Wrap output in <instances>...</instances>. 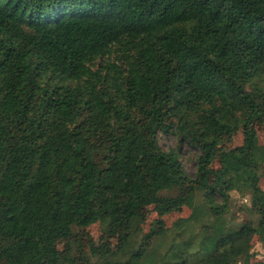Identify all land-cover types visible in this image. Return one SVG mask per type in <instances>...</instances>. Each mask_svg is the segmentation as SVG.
Returning <instances> with one entry per match:
<instances>
[{
	"label": "trees",
	"instance_id": "obj_1",
	"mask_svg": "<svg viewBox=\"0 0 264 264\" xmlns=\"http://www.w3.org/2000/svg\"><path fill=\"white\" fill-rule=\"evenodd\" d=\"M257 119L264 0H0V264H264ZM161 134L199 150L194 177Z\"/></svg>",
	"mask_w": 264,
	"mask_h": 264
},
{
	"label": "rangeland",
	"instance_id": "obj_2",
	"mask_svg": "<svg viewBox=\"0 0 264 264\" xmlns=\"http://www.w3.org/2000/svg\"><path fill=\"white\" fill-rule=\"evenodd\" d=\"M258 133L259 141L261 145H264V126L262 122L257 119L252 122ZM244 142V128L242 127L233 137L231 142L225 143L222 149L225 151H231ZM160 145L165 151H176L180 155V160L182 161L186 172L194 177L197 170V159L200 154L199 150L192 148L188 145L182 138L178 135H160ZM221 168L220 159H217L213 165L209 168L206 175L211 183H213V174L218 172ZM261 187L264 189V165L261 168ZM251 198L249 195H242L240 193L234 192L232 194V214L236 217L238 221H244L249 219V214L245 212L244 206L250 205ZM141 214L145 220L143 225V232L147 233L151 227L154 225L155 220L158 215L152 206H145L140 209ZM191 215V210L187 207L183 209L182 212L173 213L165 217V221L168 227L180 218H188ZM230 219V217H229ZM102 226L100 223L94 224L90 227L84 229V232L88 235L85 240V249L90 251L93 247L98 246L101 243ZM112 248L116 246L117 238L107 236L105 240ZM59 250L64 253L66 250L65 244H59ZM253 252L256 254L254 261H264V250L262 245L258 242L256 238L254 240Z\"/></svg>",
	"mask_w": 264,
	"mask_h": 264
}]
</instances>
